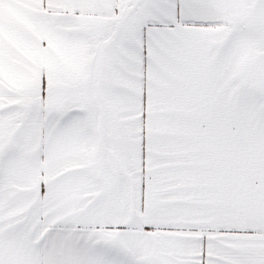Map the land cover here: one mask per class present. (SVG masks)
I'll list each match as a JSON object with an SVG mask.
<instances>
[{
	"label": "snow or ice",
	"instance_id": "1",
	"mask_svg": "<svg viewBox=\"0 0 264 264\" xmlns=\"http://www.w3.org/2000/svg\"><path fill=\"white\" fill-rule=\"evenodd\" d=\"M0 264H264V0H0Z\"/></svg>",
	"mask_w": 264,
	"mask_h": 264
}]
</instances>
